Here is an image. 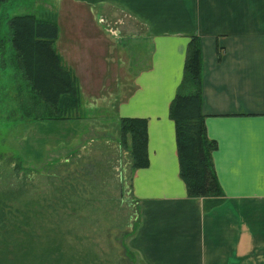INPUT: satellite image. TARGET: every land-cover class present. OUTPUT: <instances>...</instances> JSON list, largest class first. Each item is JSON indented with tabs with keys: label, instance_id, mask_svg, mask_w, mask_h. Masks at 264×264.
Instances as JSON below:
<instances>
[{
	"label": "crops",
	"instance_id": "1",
	"mask_svg": "<svg viewBox=\"0 0 264 264\" xmlns=\"http://www.w3.org/2000/svg\"><path fill=\"white\" fill-rule=\"evenodd\" d=\"M105 1L101 13L94 11L113 33L97 28L96 62L74 46L55 49L73 80L93 84L91 92L75 84L84 100L85 93L100 97L98 84L101 91L124 73L113 39L135 46V87L116 118L113 112L103 119L112 126L121 117L147 124L148 164L131 180L139 199L131 247L144 264H264V0ZM192 35L201 41V107L207 139L215 142L210 154L221 201L189 195L180 174L170 105L178 92L190 91L181 81ZM79 116L70 120L73 132Z\"/></svg>",
	"mask_w": 264,
	"mask_h": 264
},
{
	"label": "rangeland",
	"instance_id": "2",
	"mask_svg": "<svg viewBox=\"0 0 264 264\" xmlns=\"http://www.w3.org/2000/svg\"><path fill=\"white\" fill-rule=\"evenodd\" d=\"M107 5L105 0L0 3V249L7 247L11 258L15 251L26 264H144L130 238L139 220L131 180L139 160H146L145 128L135 133L126 117L114 126L103 122L113 112L116 118L135 87L130 61L136 58L135 46L116 36L123 75L104 83L101 91L98 84L100 97L85 93L87 98L78 97L76 106L52 119L26 86L10 42V18L31 13L57 24V50L74 46L76 54L85 51L96 62L97 28L112 35L94 10L101 13ZM74 81L84 91L94 88ZM116 93L121 98H114ZM75 114L82 117L77 132L69 129Z\"/></svg>",
	"mask_w": 264,
	"mask_h": 264
},
{
	"label": "trees",
	"instance_id": "3",
	"mask_svg": "<svg viewBox=\"0 0 264 264\" xmlns=\"http://www.w3.org/2000/svg\"><path fill=\"white\" fill-rule=\"evenodd\" d=\"M5 0H0L3 3ZM10 42L15 61L24 81L45 106L48 116L60 119L70 106L78 103L77 87L71 72L64 67L55 49L58 26L54 21L39 19L31 13L10 18ZM203 66L201 41L192 35L186 49L184 73L181 86L189 87L188 93L178 92L170 105V114L176 125L180 174L187 184L191 196L202 198L224 197L221 185L211 161L210 149L215 145L206 136L205 117L202 112L201 87ZM130 128L138 133L145 128L146 160H139L138 168L148 164L146 121L143 118H126ZM136 124L135 126H133ZM0 209V219L4 217ZM2 228V225L0 226ZM4 242V241H2ZM5 249H0V264H26L23 256L15 251L14 258Z\"/></svg>",
	"mask_w": 264,
	"mask_h": 264
}]
</instances>
